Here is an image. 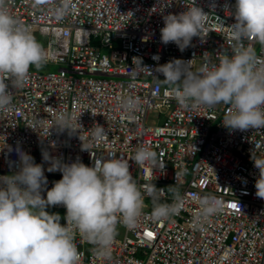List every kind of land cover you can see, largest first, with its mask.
<instances>
[{"label":"built area","instance_id":"obj_1","mask_svg":"<svg viewBox=\"0 0 264 264\" xmlns=\"http://www.w3.org/2000/svg\"><path fill=\"white\" fill-rule=\"evenodd\" d=\"M195 3L209 14L203 37H194L180 51L174 43L161 42L160 30L165 16L186 11L191 0H73L64 19L48 10L55 4L41 10L32 0H9L13 15L45 41L44 65L59 68L44 74L30 68L27 82L12 89V108L0 111V177L19 170V146L43 165L46 198L62 173L47 171L43 152L64 163L79 158L88 166L115 153L129 158L130 172L144 186L142 192L154 184L159 201L171 203L170 187L176 186L184 197L171 221L154 220L149 203L133 229L118 224L122 237H116L109 258L94 255L93 245L77 234L81 264H264V199L256 196L259 170L251 160L253 151L264 154V129L230 130L223 125L229 105L186 109L171 87L157 82L164 77L155 69L169 61H191L196 71L206 61L218 63L216 56L222 51H231L235 0ZM129 12L132 18L124 15ZM257 44L254 38L245 40L246 46ZM256 55L264 63V46ZM134 57L142 58L151 72L137 68L140 74L134 76ZM127 96L139 98L131 113L120 106ZM59 112L77 119L81 127L77 125L76 133L57 130ZM151 112L155 121L147 124ZM97 126L107 131L102 139L93 135ZM140 144L157 152L156 167L131 160ZM204 193L221 197L223 210L198 221ZM150 201L145 195L144 203ZM51 209L62 211L65 224L66 208L50 206L46 211Z\"/></svg>","mask_w":264,"mask_h":264},{"label":"clouds","instance_id":"obj_2","mask_svg":"<svg viewBox=\"0 0 264 264\" xmlns=\"http://www.w3.org/2000/svg\"><path fill=\"white\" fill-rule=\"evenodd\" d=\"M48 10L57 19L67 17L73 0H32V6ZM235 23L230 26L234 41L231 51L217 54L218 63L206 61L191 70V61L175 59L155 70L173 92L177 103L186 109L229 105L223 125L230 130L264 129V63L258 61L256 51L245 40L254 38L264 46V0H235ZM133 16L132 12L124 15ZM209 14L191 0L187 10L168 14L161 28V42L174 43L180 51L191 45L194 37H203L205 20ZM156 59V57H154ZM48 60L43 45L36 39L30 25L22 24L10 11L9 0H0V111L12 108V89L21 88L28 80L30 68H41ZM132 74L143 65L142 58H133ZM120 106L128 113L139 106V98H121ZM77 119L67 112L56 115V128L76 133ZM97 139L107 135L102 126L92 129ZM13 149L9 146V152ZM19 170L0 177V264H81L83 253L76 243L77 234L93 245V254L109 258L118 235L117 225L133 229L145 214L144 198L152 200L151 215L156 221L168 220L178 215L184 197L176 186L172 189V202H159V189L153 184L139 185L130 172L129 158L108 153L95 159L93 166L77 158L64 163L61 158L43 152L49 163L48 172L59 171L62 178L46 190L47 177L42 164L19 146ZM131 160L137 164L158 165L157 152L150 146H137ZM254 167L259 170L255 182L256 196L264 199V154H251ZM66 208V223L61 216L49 213L50 206ZM200 216L208 218L223 210L222 198L212 193L199 197ZM198 227H202L198 223Z\"/></svg>","mask_w":264,"mask_h":264},{"label":"rangeland","instance_id":"obj_3","mask_svg":"<svg viewBox=\"0 0 264 264\" xmlns=\"http://www.w3.org/2000/svg\"><path fill=\"white\" fill-rule=\"evenodd\" d=\"M36 39L43 45H45V41H43L42 39H40L37 35H35ZM260 48V44H257L254 49L256 51V54L258 53V49ZM58 66L56 65H52V66H47V65H43L41 68L37 69L35 68V66L31 67V70L32 71H35V72H41V73H55L57 70H58ZM160 85L162 86H166V87H170L167 83L165 82H159ZM150 121H155L154 119V114L151 112L148 116V122L147 124H151ZM150 202H146L145 205V210H149L147 208V206L149 205ZM49 213H56V214H59L61 216V224H62V220H63V214H62V211L60 210H55V209H51L48 211ZM117 231H118V235L116 236L117 238H121L122 237V232H123V229L121 227H118L117 228Z\"/></svg>","mask_w":264,"mask_h":264},{"label":"trees","instance_id":"obj_4","mask_svg":"<svg viewBox=\"0 0 264 264\" xmlns=\"http://www.w3.org/2000/svg\"><path fill=\"white\" fill-rule=\"evenodd\" d=\"M160 203H165V202H162V201H159ZM150 210L152 211V200L150 201Z\"/></svg>","mask_w":264,"mask_h":264}]
</instances>
